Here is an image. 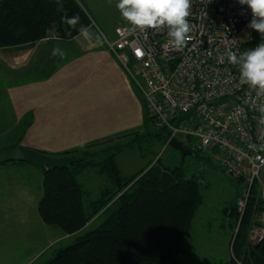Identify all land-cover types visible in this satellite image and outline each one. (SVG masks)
I'll return each instance as SVG.
<instances>
[{
	"label": "trees",
	"instance_id": "16d2710c",
	"mask_svg": "<svg viewBox=\"0 0 264 264\" xmlns=\"http://www.w3.org/2000/svg\"><path fill=\"white\" fill-rule=\"evenodd\" d=\"M59 2L64 7L57 10L58 0H0V49L24 47L52 37L70 41L80 35L81 27L95 26L81 0ZM77 15L80 19L72 28L62 19ZM259 43L261 36L254 31L248 50ZM147 121L153 123L150 116ZM23 126L24 134L30 126L29 117ZM131 135L59 155L35 150L48 157L80 160L66 168H42L44 194L38 205L40 217L46 225L65 235H77L44 264H183L185 240L203 201L199 180L186 179L182 169H167L158 161L124 182L116 162L123 151L122 145L89 151ZM160 137L167 144L168 135L161 132ZM88 169L97 170L109 181L94 203L92 213L85 209L84 190L78 179ZM257 195L254 189L241 222L236 206L227 212L234 219L231 228L235 231L238 221L240 226L232 257L225 264H264V240L259 245L249 242L253 215L264 212V201ZM101 215L105 216L101 225L83 234Z\"/></svg>",
	"mask_w": 264,
	"mask_h": 264
},
{
	"label": "crops",
	"instance_id": "0c3cea01",
	"mask_svg": "<svg viewBox=\"0 0 264 264\" xmlns=\"http://www.w3.org/2000/svg\"><path fill=\"white\" fill-rule=\"evenodd\" d=\"M89 32L88 40L81 35L70 41L52 37L0 49V72L31 76L10 85L11 110L6 118L14 124L11 131L20 133L2 146L20 142L27 149L59 155L141 133L145 106L139 91L110 53L102 31L93 27ZM57 46L66 53L63 58L52 56ZM52 59L56 64L46 75ZM28 117L30 126L23 134ZM0 167V264H44L77 235H65L40 217L43 195L39 197L33 189L43 187L42 168L23 162Z\"/></svg>",
	"mask_w": 264,
	"mask_h": 264
},
{
	"label": "built area",
	"instance_id": "2783aa9c",
	"mask_svg": "<svg viewBox=\"0 0 264 264\" xmlns=\"http://www.w3.org/2000/svg\"><path fill=\"white\" fill-rule=\"evenodd\" d=\"M190 13L191 39L179 51L167 46L166 27H117L115 41L102 34L103 40L135 84L155 127L168 135L167 145L179 137L195 140L188 149L215 155L232 178L247 184L237 205L241 222L254 189L264 201V151L248 147L264 146V95L239 83V68L228 63L227 53L248 50L253 35L247 42L243 37L253 14L238 0H191ZM263 240L264 212L253 217L249 229L251 244Z\"/></svg>",
	"mask_w": 264,
	"mask_h": 264
},
{
	"label": "rangeland",
	"instance_id": "374dc122",
	"mask_svg": "<svg viewBox=\"0 0 264 264\" xmlns=\"http://www.w3.org/2000/svg\"><path fill=\"white\" fill-rule=\"evenodd\" d=\"M81 2L92 16L94 27L106 33L111 41L116 40L115 29L117 27L131 28L122 19L115 7L117 0H111V3H109V0H81ZM254 31L249 28L243 40L247 42L248 37L253 35ZM52 62L46 75L50 73L51 68L56 64L54 59H52ZM29 70H31V67ZM2 72H0V148L5 147L1 145L2 143H8L20 133L18 130L11 131L14 124H12L10 117L6 118V115H9L11 110L7 93L10 90V85L17 78L22 80L23 76L10 73L9 70ZM26 79H31L28 73L23 76V80L27 81ZM143 110H145V115L141 133L136 132L132 134V138L116 140L113 143V145L123 146L122 153L116 157L123 181H129L156 165L158 161H161L163 167L167 169H182L186 179H198L203 201L194 218L192 229L186 237L184 244L185 255L182 257V262L183 264H225L232 257L233 243L240 226L238 221L236 230L234 231L231 228L234 219L227 212L229 211L230 213L231 208L235 206L237 208L238 203L245 197L247 184L232 178L220 166L216 157H214L215 155L212 156L210 153H194L183 159L179 151L171 148L160 137L163 130H159L154 123L147 121L149 115L146 107ZM179 139L187 148H190L191 144L195 143V140L189 143L182 137H179ZM109 145L110 143H104L89 151L93 153L105 149ZM102 157L103 155L98 159L100 160ZM78 179L84 190L85 209L87 213H92L94 203L101 197V192L109 184V181L106 177L98 175L97 170L94 169L84 171L79 175ZM32 185L35 186L36 184ZM33 190H36L39 197L43 195L41 194L43 187L40 188V186L36 185ZM26 198H31L34 202L38 200L34 196ZM237 213L240 219L238 210ZM257 214L253 215V217ZM104 218L105 216L101 215L94 219L83 231V234L96 229L101 225Z\"/></svg>",
	"mask_w": 264,
	"mask_h": 264
},
{
	"label": "clouds",
	"instance_id": "9594fccd",
	"mask_svg": "<svg viewBox=\"0 0 264 264\" xmlns=\"http://www.w3.org/2000/svg\"><path fill=\"white\" fill-rule=\"evenodd\" d=\"M241 5H247L253 14L248 27L257 31L261 36V43L239 56L235 51L229 50L227 61L239 66V83L251 88H258V94L264 95V0H238ZM111 3V0H109ZM64 7L62 3L57 4V10ZM122 19H124L133 31H146L148 29L158 30L167 28V46L179 51L182 50L191 39L189 33L192 31L188 17L191 15V0H117L115 5ZM63 21L70 27H75L80 17H62ZM80 35L85 40L91 39L88 28L81 27ZM99 40V37H97ZM59 55L63 58L66 53L58 46L53 48L52 56ZM264 113V107L260 109ZM264 123V116L261 117ZM248 147L253 151H264V146L257 149L255 144Z\"/></svg>",
	"mask_w": 264,
	"mask_h": 264
},
{
	"label": "water",
	"instance_id": "95a60500",
	"mask_svg": "<svg viewBox=\"0 0 264 264\" xmlns=\"http://www.w3.org/2000/svg\"><path fill=\"white\" fill-rule=\"evenodd\" d=\"M169 146L174 150L179 151L183 159L194 154L177 139L171 140ZM79 161V159L74 157L53 158L44 156L33 150L23 147L20 142L0 148V166L13 162H23L40 168H66L70 165L78 163Z\"/></svg>",
	"mask_w": 264,
	"mask_h": 264
}]
</instances>
